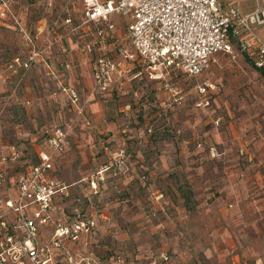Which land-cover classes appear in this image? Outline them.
<instances>
[{
    "label": "rangeland",
    "instance_id": "374dc122",
    "mask_svg": "<svg viewBox=\"0 0 264 264\" xmlns=\"http://www.w3.org/2000/svg\"><path fill=\"white\" fill-rule=\"evenodd\" d=\"M114 21L97 37L82 23V0H0V170L14 179L47 149L46 130L66 133L53 167L68 194L53 215L80 229L57 262L181 264L184 218L198 203L225 205L213 221L230 230L238 217L262 250L264 73L235 49L195 77L154 80L132 63L98 91L95 56L126 42L124 20ZM204 223L193 233L208 234Z\"/></svg>",
    "mask_w": 264,
    "mask_h": 264
},
{
    "label": "built area",
    "instance_id": "2783aa9c",
    "mask_svg": "<svg viewBox=\"0 0 264 264\" xmlns=\"http://www.w3.org/2000/svg\"><path fill=\"white\" fill-rule=\"evenodd\" d=\"M115 17L124 20L126 42L115 56H95L92 79L98 91L132 63L145 65L154 80L171 72L195 77L216 54L232 56L235 49L264 73V41L252 32L253 25L264 23V8L241 13L223 0H82V23L97 37L115 30ZM92 50L90 42L79 47L84 55ZM66 93L77 100L73 88ZM44 133L47 149L36 153L35 162L14 179L0 170V264H63L57 262V247L77 238V222L67 225L53 215L57 197L68 194L53 167L66 133L57 125ZM64 264L77 262L67 255Z\"/></svg>",
    "mask_w": 264,
    "mask_h": 264
},
{
    "label": "crops",
    "instance_id": "0c3cea01",
    "mask_svg": "<svg viewBox=\"0 0 264 264\" xmlns=\"http://www.w3.org/2000/svg\"><path fill=\"white\" fill-rule=\"evenodd\" d=\"M223 3L233 5L241 13L249 12L256 7L264 8V0H223ZM252 32L264 41V23L253 25ZM220 205L198 203L194 204L195 209L188 208L184 223L187 222L186 225L191 234H188L185 239L187 245L182 248L180 254L182 256L181 264H264V248L262 250L254 248L253 236L239 233L238 228L242 224L238 217L233 215L234 217L230 219L231 222L228 224L230 230H227L221 221H213L212 218L215 219V215L219 214L221 210H228L225 205L222 206L221 203ZM237 210L236 207L233 214L234 212L236 214ZM189 211L191 212L189 213ZM204 222L210 226V232L208 234L193 233L201 229Z\"/></svg>",
    "mask_w": 264,
    "mask_h": 264
},
{
    "label": "trees",
    "instance_id": "16d2710c",
    "mask_svg": "<svg viewBox=\"0 0 264 264\" xmlns=\"http://www.w3.org/2000/svg\"><path fill=\"white\" fill-rule=\"evenodd\" d=\"M262 72V71H261Z\"/></svg>",
    "mask_w": 264,
    "mask_h": 264
}]
</instances>
